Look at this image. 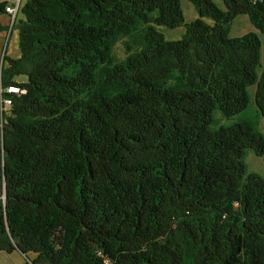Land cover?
Segmentation results:
<instances>
[{"label": "trees", "instance_id": "trees-1", "mask_svg": "<svg viewBox=\"0 0 264 264\" xmlns=\"http://www.w3.org/2000/svg\"><path fill=\"white\" fill-rule=\"evenodd\" d=\"M188 1V23L180 0H25L10 17L19 56L4 52L0 83L24 91L0 114V251L20 264H264V177L244 161L264 137L210 127L215 110H244L252 85L264 117V0ZM239 14L257 32L230 37ZM182 24L178 40L155 27Z\"/></svg>", "mask_w": 264, "mask_h": 264}, {"label": "rangeland", "instance_id": "rangeland-1", "mask_svg": "<svg viewBox=\"0 0 264 264\" xmlns=\"http://www.w3.org/2000/svg\"><path fill=\"white\" fill-rule=\"evenodd\" d=\"M24 1L25 0L21 1L20 6H22ZM213 2L219 8L224 9V4L222 0H213ZM180 5L183 11V17H184L185 23H188L199 17L195 7L190 1L180 0ZM18 13H19V16L21 17L22 15L21 12L19 11ZM4 14H7V13L0 12V16H5ZM7 16L9 17V21H10V16L8 14ZM202 19L209 24L213 23V21L208 17H203ZM155 27L158 31H160L163 34L166 40H178L182 37L183 33L185 32L184 24L174 27V28H169L163 25H156ZM249 31L257 32L256 28L249 21L247 15L239 14L231 22L230 29H229V36L230 37L240 36ZM1 34L3 35L4 48H2L3 50H0V68L2 64V56L4 52L6 56L8 57L14 58V57L19 56L17 29L16 28L12 29V34H11V37L9 38L8 48L6 47V43L8 40L6 38V32L4 31ZM260 36L264 44V38L262 37L261 34ZM114 53L119 59L123 58L126 55V52L124 51V47L122 45V41L118 42L115 45ZM16 79L25 80L26 77L24 75H19L16 77ZM254 90H255V85L248 87L250 101L244 110L236 114H233L229 117L224 116L218 110H215L213 113V122L211 123L210 127L214 129L220 125H230V124L238 123V122H247L251 125V127L258 130L264 137V117L259 114L257 107L254 103ZM244 161H245L248 172H253V173H256L264 177V153L261 156H257L251 149L249 148L245 149ZM3 255L7 257V261L0 259V264H9V261L10 263L12 262L13 264H17L18 260L20 261V259H23V258H20L21 255L17 254L16 252L12 254H6L5 251H0V258Z\"/></svg>", "mask_w": 264, "mask_h": 264}, {"label": "built area", "instance_id": "built-area-1", "mask_svg": "<svg viewBox=\"0 0 264 264\" xmlns=\"http://www.w3.org/2000/svg\"><path fill=\"white\" fill-rule=\"evenodd\" d=\"M22 0H5L2 9L8 13L11 17V21L14 19L20 3ZM24 90L15 84H10L7 86H3L0 83V114L3 113L4 110L7 109V107L11 104V97L8 95L9 93L18 94L23 92ZM99 255H101V252H97ZM105 263H107V260H105Z\"/></svg>", "mask_w": 264, "mask_h": 264}, {"label": "crops", "instance_id": "crops-1", "mask_svg": "<svg viewBox=\"0 0 264 264\" xmlns=\"http://www.w3.org/2000/svg\"><path fill=\"white\" fill-rule=\"evenodd\" d=\"M4 1L5 0H0V4L2 5V4H4ZM3 10H0V12L1 13H4V11L2 12ZM18 12H19V9H18ZM17 12V14H16V18L17 19H19V18H21L20 16H19V13ZM5 16H0V24L2 25V26H4L5 28L2 30V31H0V50H3L2 48H4V41H3V35L1 34L2 32H6V38L8 39L7 40V43H6V47L8 48V46H9V38L11 37V34H12V30H10L9 31V24H10V21H9V17L7 16V14H4ZM9 15V14H8ZM6 51V50H5ZM14 252H16L17 254H20L21 255V253L19 252V251H13V252H11V253H6V254H12V253H14ZM19 255V256H20ZM7 256H9V255H7ZM20 258H23V256L21 255V257ZM0 259H2V260H6L7 261V257L6 256H1V258ZM1 260V261H2ZM22 260L23 259H20V261L18 260V263L17 264H20L21 262H22ZM9 264H13L12 262L10 263V261H9Z\"/></svg>", "mask_w": 264, "mask_h": 264}, {"label": "water", "instance_id": "water-1", "mask_svg": "<svg viewBox=\"0 0 264 264\" xmlns=\"http://www.w3.org/2000/svg\"><path fill=\"white\" fill-rule=\"evenodd\" d=\"M1 191H2V189H1V187H0V193H1Z\"/></svg>", "mask_w": 264, "mask_h": 264}]
</instances>
